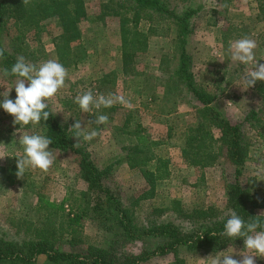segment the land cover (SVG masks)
Instances as JSON below:
<instances>
[{
    "label": "rangeland",
    "instance_id": "374dc122",
    "mask_svg": "<svg viewBox=\"0 0 264 264\" xmlns=\"http://www.w3.org/2000/svg\"><path fill=\"white\" fill-rule=\"evenodd\" d=\"M166 1L178 11L199 8L191 17L194 26L186 41L190 57L187 61L195 82L217 95L216 108L242 127L249 143V157L241 168L239 181L255 196L258 203L255 213L264 216V138L259 135L260 123L247 120L248 113L255 111L264 122V91L258 88L264 87V81L243 88V77L253 70V65L233 61L229 50L234 41L250 38L257 44L254 51L258 64L264 63V11L260 10V0ZM85 5L87 15L79 23L81 35L70 43V51L63 57L68 78L49 101L48 108L68 129L80 120L85 132L98 131L93 140L81 138L80 144L87 148L99 167L113 166L108 183L127 203L149 189L139 169L131 167L126 158L132 151L130 148L138 144L137 137H146L142 154L150 157L147 165L151 169L158 159L169 160L170 177L157 184L153 197L140 200L135 207L140 223L173 220L188 228L189 222L178 218L176 208L190 211L213 205L225 213L227 183L236 179V166L226 152L221 153L217 163L205 168L189 165L182 156V133L197 125L202 103L175 73L181 55L177 26L171 19L157 14L150 19L142 18L138 25L130 22L131 37L137 44L131 42L125 49L128 58L124 59L122 19L127 15L116 6V0H85ZM61 33L59 19L50 18L38 30L25 35V44L17 46L25 47L28 63L39 66L50 59L61 63ZM8 42L4 40L6 46ZM1 70L0 66V93L12 87L9 98L15 100L16 77H4ZM89 90L97 97L122 95L130 100L131 108L117 103L83 113L74 99ZM101 114L108 116V123L97 125L95 117ZM13 120L0 107V155H6L0 158V233L17 241L46 236L50 244L73 255L79 254L80 260L90 254V244L108 246L111 235L98 221L83 217L77 226L70 220L75 212L87 206L84 193L88 186L74 152L49 145L56 157L50 169L47 172L29 169L23 178L17 177V157L23 156L20 137L43 135V127L40 124L20 126ZM215 133L216 137L221 134ZM138 156L142 158L136 152V159ZM162 243V237L153 236L129 240L115 248L114 253L135 258L147 255ZM179 250L186 264H210L211 258L221 252L234 251L233 258L242 259L240 253L246 251L244 239L217 252H192L184 246ZM255 259L256 264H264V258ZM173 260V254L169 253L140 260L139 264H171ZM30 264L53 263L41 254Z\"/></svg>",
    "mask_w": 264,
    "mask_h": 264
},
{
    "label": "trees",
    "instance_id": "16d2710c",
    "mask_svg": "<svg viewBox=\"0 0 264 264\" xmlns=\"http://www.w3.org/2000/svg\"><path fill=\"white\" fill-rule=\"evenodd\" d=\"M260 10L264 11V0H260ZM116 6L123 11L122 33L124 44V59L128 58L127 47L137 44L133 39L129 23L138 25L142 18L152 17L154 14L163 19H171L177 26V34L181 47L180 66L176 76L194 96L202 103L198 108L199 121L194 128L182 133V156L192 166L208 167L217 163L221 153L236 166V179L227 183V209L222 213L217 207H195L190 211L176 208L178 218L189 222L188 228L181 226L173 220L162 222L148 221L140 223L136 215V205L142 199L155 195L159 182L171 175L169 160L160 158L154 169L147 163L150 157L142 153L146 145V137L138 136V144L130 148L132 151L126 156L131 167H136L146 180L149 189L140 196L134 197L129 203L115 191L108 179L113 170L112 165L99 167L91 158L87 148L80 144L75 147L72 133L65 124H62L56 114L48 108L50 114L47 121L41 120L43 136L52 140V147L61 151H72L77 155L82 178L87 183V206L74 213L70 218L74 225H79L83 217L98 221L111 235L110 243L106 247L89 245L90 254L80 260L79 254L73 255L61 250L55 244H50L48 237L42 236L38 240L23 239L11 240L0 233V264H30L36 256L44 254L53 264H139L140 260L149 259L156 255L172 253L174 260L171 264H186L180 256V248L186 247L189 251L217 252L229 244L241 242L244 238L232 240L224 233V224L231 212L235 211L245 222H251L259 216L264 223V216L257 215L258 207L255 196L239 181L241 168L249 157V143L239 123L228 120L214 104L217 95L209 92L203 85L195 82L190 70L189 54L186 51V41L193 29L192 16L196 15L199 8L187 7L180 11L170 8L166 0H116ZM117 8V9H118ZM119 13V11L117 12ZM130 14V16H129ZM87 15L85 0H30L24 5L22 0H0V49H4V57L0 59L2 72L4 68L10 69L18 56H24L25 47H18L26 42L25 35L38 30L44 20L58 18L61 22L62 33L59 36V54L61 64L63 57L70 51V43L80 37L79 23ZM128 16L130 18H128ZM8 39V46L4 40ZM130 39V40H129ZM64 47V48H63ZM264 91L263 85L258 86ZM252 119V120H251ZM247 120L260 123L262 130L260 136L264 138V122L255 111H250ZM215 131H220L216 137ZM136 152L142 158L136 159ZM81 211V212H80ZM262 229H257L260 231ZM53 235L54 231L51 232ZM162 237L164 243L144 256H124L123 253H114L115 248L129 240L143 239L146 237ZM74 241L76 237L73 238ZM116 257V258H115Z\"/></svg>",
    "mask_w": 264,
    "mask_h": 264
},
{
    "label": "clouds",
    "instance_id": "9594fccd",
    "mask_svg": "<svg viewBox=\"0 0 264 264\" xmlns=\"http://www.w3.org/2000/svg\"><path fill=\"white\" fill-rule=\"evenodd\" d=\"M22 2L24 5H28L30 0H22ZM256 48V42L247 37L230 44L229 50L233 61L244 65H253V70L247 72L243 77L245 83L243 88L245 89L255 86L257 81H264V63L258 64L254 51ZM3 57L4 49H0V59ZM68 75V70L57 60L50 59L37 66L26 62L24 56H18L10 69H3L4 77H16L13 84L16 98L15 100L9 98L12 87H7L4 92L0 93V96H3V100H0V107L14 117V124L20 126L29 124L35 126L40 124L41 120L47 121L50 114H53L46 110L49 107V101L65 86ZM74 102L83 113H92L93 109L99 110L101 107L110 108L117 103L131 108L130 100L122 95L109 94L97 97L90 90L78 94ZM94 123L97 125L107 124L108 116L98 115L95 117ZM69 130L72 132V136L77 138L75 147H80L81 138L84 141H91L99 135L96 130L85 132L80 120H76ZM51 143L50 138L39 134H24L20 137L19 144L23 147V156L17 157L16 175L18 178H23L29 169H39L43 172L50 169L56 159L52 150H49ZM4 156L6 155H0V158ZM257 229L262 230L257 231ZM223 235L232 240L243 237L246 251L240 253L242 259L233 258L234 251L228 254L221 252L211 258L210 264H256V257L264 258V223L261 222L259 216L246 223L235 211L231 212L224 224Z\"/></svg>",
    "mask_w": 264,
    "mask_h": 264
}]
</instances>
